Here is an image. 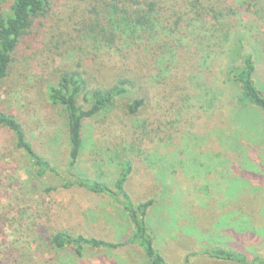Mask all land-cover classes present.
I'll list each match as a JSON object with an SVG mask.
<instances>
[{"label":"rangeland","instance_id":"obj_1","mask_svg":"<svg viewBox=\"0 0 264 264\" xmlns=\"http://www.w3.org/2000/svg\"><path fill=\"white\" fill-rule=\"evenodd\" d=\"M95 1L52 0L53 11L19 41L11 74L0 84V108L62 175L30 178L11 136L0 130V264H147L138 249H86L76 258L46 241L70 226L112 241L131 231L123 212L104 198L59 188L67 178L66 120L45 92L60 71L80 65L93 82L100 68L106 71L97 72L98 81L109 83L115 73L134 70L145 105L134 117L117 106L86 121L75 172L111 184L112 158L131 151L141 168L131 184L134 200L156 199L147 224L169 264H186L192 251L188 264H233L200 254L213 247L264 259V115L235 103L240 90L228 77L241 64L242 48L253 52V80L264 96V0L191 6L152 0L154 20L132 44H83L73 30L83 11L97 8Z\"/></svg>","mask_w":264,"mask_h":264},{"label":"trees","instance_id":"obj_2","mask_svg":"<svg viewBox=\"0 0 264 264\" xmlns=\"http://www.w3.org/2000/svg\"><path fill=\"white\" fill-rule=\"evenodd\" d=\"M196 1L186 0V5L191 6ZM7 3V9L3 10V5ZM95 3L97 8L92 4L91 12L86 9L88 16L83 11L80 15L82 20L75 24L76 28L73 30L77 40L84 42L83 44H114L116 39H123L130 45L139 30L144 31L154 20L155 3L152 0H97ZM52 9V0H0V84L11 74L19 41L31 31L37 19L45 17L53 11ZM179 23L180 16L174 24L178 27ZM243 52L245 54H242ZM240 54L241 64L232 66L228 71V77L240 90L235 103L238 106H254L264 115V96L255 87L253 80V52L242 48ZM82 67L80 65L74 69L60 71L56 80L48 84L45 92L47 102L52 106L61 107L66 120L67 178L59 188L80 191L92 198H104L114 208L123 212L131 231L123 240L112 241L84 235L70 226L69 230H58L46 237L48 246L54 250L70 248L76 258L83 257L86 249L124 251L126 248H133L141 252L147 264H169L164 252L159 248L157 238V246L155 245L154 234L151 232L153 230H150L147 224L156 199L151 196L141 202L134 200L135 194L131 184L133 179L141 178V168L135 161V156L130 154L131 151L123 154L125 156L117 153L115 159L112 158L116 161L114 168L117 170V176L111 184L75 172L84 149L86 121L118 108L117 106H121L125 115L134 117L145 105V98L141 94L143 85L134 70L115 73L109 83L98 81L96 77L97 72L103 73L106 70L100 68L94 71L96 82H93L88 71ZM0 130L11 136L13 148L25 159L26 172H29L30 178H41L47 173L62 178L56 167L50 164L46 154L39 152V148L31 144L23 125L7 109L0 108ZM55 139L57 140L53 138L51 143H54ZM53 188L57 190L56 187ZM51 190V187L46 189ZM196 254L197 251L187 252L183 261L190 263V259ZM200 254L225 263L253 264L259 260V264H264V259L258 256L249 261L243 252L221 247L201 249Z\"/></svg>","mask_w":264,"mask_h":264}]
</instances>
